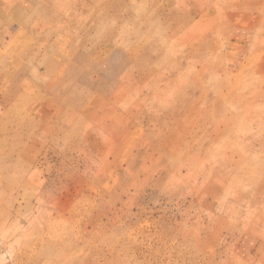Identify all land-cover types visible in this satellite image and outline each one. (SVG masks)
Returning a JSON list of instances; mask_svg holds the SVG:
<instances>
[{
	"label": "rangeland",
	"instance_id": "obj_1",
	"mask_svg": "<svg viewBox=\"0 0 264 264\" xmlns=\"http://www.w3.org/2000/svg\"><path fill=\"white\" fill-rule=\"evenodd\" d=\"M255 1L0 0V37L19 36V47L50 36L51 48L25 64L0 62V229L24 232L7 254L0 230V264H28L13 258L34 239V264H264L262 77L199 82L190 61L203 52L193 47L181 63L158 36L162 12L186 6L202 11L190 25L209 26L217 52L244 62L240 47L264 50ZM224 11L233 16L217 20ZM112 29L121 47L103 48ZM75 39L92 46L78 52ZM18 78L23 89L5 100ZM16 134L32 141L9 157L3 141Z\"/></svg>",
	"mask_w": 264,
	"mask_h": 264
},
{
	"label": "bare ground",
	"instance_id": "obj_2",
	"mask_svg": "<svg viewBox=\"0 0 264 264\" xmlns=\"http://www.w3.org/2000/svg\"><path fill=\"white\" fill-rule=\"evenodd\" d=\"M136 2H137V0H136ZM255 3H256V7L257 8H259V5H262L260 7H263L262 8V12H263V9H264V0H257V1H255ZM198 5L199 6L196 5V7H200V5H202V4L198 3ZM240 5L242 6L241 3L239 5L237 4V6H240ZM138 6H141V5H138ZM144 6H145V4H144ZM148 6H149V4H148ZM243 6L245 8L248 7V5H246V4H243ZM179 7H180V4H179ZM202 8L203 7H201V9ZM204 8L202 10H204ZM124 9H122V10H124ZM241 9H243V8H241ZM239 11H240V9H239ZM127 13H130V12H125V14L123 15V17H119V15H116L115 16V14H113L112 17L115 16L114 17L115 20H118L120 23H123V22H126V20H127V15H128ZM201 13H202V11H200L199 14L197 12H194V14H192L191 12L188 11V9H186V6H182L181 8H179L176 11L172 10V11H169L168 13L167 12L166 13H163L162 12V16L164 17V21H165V23H164L165 24L164 25L165 26V28H164L165 29V32L163 33V35H161V34L158 35V33H162V32H160L161 30L159 29L160 31L157 33V35L158 36H166L165 39L167 40V42H170L171 46H173V49L176 50V51L174 50L175 52H173V54L177 55L181 59V63H183V62L187 61V59H189V57H190V53L188 51L189 49L195 47L192 52H196V51L203 52V53H200L198 55H195V56L191 57V60L192 61H190L193 66H196V71L195 72L197 74V79H198L199 82L200 81L201 82L204 81L209 76H212V77L217 76L220 80L226 79L225 82H224V84H226V85H232L233 83L234 84H237L238 82L243 81V80L249 78L251 75H248L247 74L248 72H250V73L258 72L257 74L261 75V77H262L261 80H263V81L261 83L255 85L254 88L256 89V92H258L257 94H260L259 92H261V89L263 88V85H264V50L261 51V52H259V54H254L253 55V54H251L252 52L251 53H250V51L247 52L243 47H240V48H242V51L246 52L245 55H244L245 56L244 57L245 58V61L244 62H242L240 59L239 60L236 59V58L234 59L233 56H232V53L227 50V47H226V52L225 53L217 52L218 45L215 43V41H213L214 40V37H212L213 34H211V36H210V33H211L210 30H209L210 33H208V28L207 27H209V26L206 25L207 27L204 28V25L205 24L202 26L201 25V20L198 21V24H200V26H197L198 25L197 23H196L197 25L196 24L195 25H192V26L190 25L191 22L192 23L197 22V21H195V19L198 18V16L201 15ZM108 15H106V16H108ZM221 15H223L222 18H224V19L225 18H231L233 16L232 14L228 13L227 11H224V12L218 14L217 17H216V19L219 20L220 17H221ZM145 18H146V16H145ZM92 19L90 21H92ZM147 19L149 21L151 18H147ZM147 19H145L146 23L143 24L144 26H146L148 24ZM200 19H201V16H200ZM216 19H215V22L217 21ZM96 22L99 23L98 20ZM243 22H245V21L241 19L237 23L239 25H241V24L244 25L245 23H243ZM260 23H261L260 20H256V22H254V26H256V25H258ZM236 25L237 24H235L234 26L236 27ZM248 25H250V23ZM85 26H87V25H85ZM95 26H98V24L95 25ZM84 29H85V27H84ZM50 30H52V29H50ZM199 30H201V31H199ZM232 30L233 29H230L228 31V36H229L230 41H231V38L234 39L233 38V36H234V30H233V33H232ZM63 31H61V32H63ZM90 31L91 30H88L87 29V32H90ZM197 31H199V32L196 33ZM212 32H214V31L212 30ZM84 33H86V31ZM120 33H122V35L123 34L124 35L127 34V33H125V31H121ZM37 34H39V33L37 32ZM86 34H88V33H86ZM151 34L152 33L149 31V32H145V35L142 34L140 36H151ZM176 34H178L179 36H177ZM116 35H118V30L116 31V29H112L111 32H110V34L108 35V37L105 39V44H104V47L103 48H105V47L108 48V47H110V45L112 47H114L115 49L121 47L120 43L115 38L111 37V36H116ZM128 35L130 36V34H127V36ZM154 36H155V34H154ZM18 37L19 36H15V35L14 36H9L10 39H9L8 42L4 39V37H0V46L5 49L4 52L1 51V50H3V48H1V50H0V62L1 61L2 62H5V61H7V59H9L10 57H12L16 61V64L15 65L22 64V63L25 64V62H27V60H28L29 57L36 56V55L40 54V51H42V49L45 51L44 53H47V55L50 54V50H51V48H49L50 47L49 46L50 45V42H49L50 41V36H40L38 38V40H36L33 44H26V45L23 44L22 46L16 47V43L18 41ZM76 39L73 41V43H75V42L77 43L76 47L78 49L77 50L78 52H80V50H82V51L85 50V48L87 50L89 46H92L90 44L91 41L88 40V39L86 40V42L85 41L79 42ZM140 43L142 45V48L144 49L143 50V53H144L145 50H146L145 48H147L150 45V42H149L148 39L146 41H144V39H141ZM260 45H258V46H260ZM262 46H263V44H262ZM12 48H14V50H12ZM257 48H259V47H257ZM8 51H10V52H8ZM255 52H256V50H255ZM51 53H52V51H51ZM207 54L210 57L211 56H215V58H217V60H219L220 57H221L222 62H223L224 65L223 64L214 63V60H216V59H214L213 57H212L213 64L212 63L209 64V62H211L210 59H207L205 61V59H206L205 56ZM249 55H251V56H249ZM59 57L61 58V62L63 61V63L66 64V60H67L66 56L64 54H60ZM225 60H226V62H224ZM259 75H258L257 78H259ZM2 78H3V75L0 74V80H2ZM8 79L5 80V83H7ZM21 84H22V80H20L19 78L16 79L12 83V86L10 85L9 90H5V92L2 93V97H4L5 100H8L9 101L15 89H18V88H20V90L23 89V87H21ZM17 95L19 97H22L20 91L17 93ZM1 103H3V101L0 102V105H2ZM15 112H16L15 109H12L11 108L9 110V113H15ZM34 119H36V117H34ZM9 125L12 126V127H14V124L11 123V122H10ZM15 125L17 127H20L22 125V122L21 123H15ZM6 126H8V124H6ZM9 132H10V130H6V134L9 133ZM16 135H17L18 139L15 140V144L14 143L13 144H8L7 141H3L4 142V148H2V150L5 149V151H7V153L10 154L9 157H14V156H16V157L19 156L20 157V155H21V152L20 151H23L24 150V147L26 145H30V143L32 141V139L30 137H27L28 138V142L27 143H24L22 136H19L18 134H16ZM24 140H25V138H24ZM8 146H11V147H8ZM26 152H24V153H26ZM5 155H7V154H5ZM2 176L0 174V177L4 181L5 175H2ZM22 187L23 186H21L20 188L22 189ZM15 188H14V190H15ZM8 220L9 219H5L4 220L5 226H6V223L5 222L6 221L8 222ZM16 231H18V230H16ZM23 233H19L18 234V232H17L16 233L17 235H15V234L9 235L8 233H3V229L1 230V238L3 239V243H4V246H5V250L7 251V254L10 253V250L13 248V247H8L7 244L9 242L13 241V240L15 242L21 241V239L18 236L23 235ZM38 250H39V247H38L37 240L34 239L31 242H29L28 245L24 249H21V250H18V252H15V255H14L13 260H14V262L17 261V259H18V256L17 255H21L24 259H26V261H27L28 264H34V260L36 258V255L38 254ZM134 254H136V253H134Z\"/></svg>",
	"mask_w": 264,
	"mask_h": 264
}]
</instances>
